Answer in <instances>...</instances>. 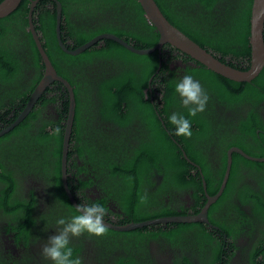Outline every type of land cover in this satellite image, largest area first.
Returning a JSON list of instances; mask_svg holds the SVG:
<instances>
[{"label": "trees", "instance_id": "16d2710c", "mask_svg": "<svg viewBox=\"0 0 264 264\" xmlns=\"http://www.w3.org/2000/svg\"><path fill=\"white\" fill-rule=\"evenodd\" d=\"M59 1L61 37L70 48L103 32L133 40L137 48L153 46L159 38L155 27L143 17L137 0ZM155 1L170 23L217 58L241 69L248 65L252 0ZM55 6L52 0H39L32 15L50 61L57 73L68 80L75 96L67 182L78 203L80 198L74 195L72 186L84 193L81 187L90 180L77 177L76 183L72 170L77 160L73 155L84 162L98 161L94 166L96 184L105 195L95 201L102 203L109 212L120 209L114 212L119 224L187 213L182 206V211L178 212L174 205L165 204L162 197L157 198L159 193L169 190L191 188V196L196 200L194 209L198 212L206 197L199 172L192 171V162L199 164L207 192L214 194L225 171L229 147L237 146L251 156H264V122L257 112L264 102V66L251 81L239 82L197 60L199 66L195 68L187 64L186 73L199 79L208 94L207 105L214 110H230L231 119L225 123L219 113L218 119L210 120L201 112L189 117L190 137L175 136L167 121L168 114L179 107L173 94V81L176 69L182 66L170 68V63L176 64L179 60L172 54L175 48L164 43L160 55L158 49L137 54L112 39H102L80 53H66L56 38ZM28 9L29 0H21L15 10L0 17V129L13 121L23 108L44 70L28 29ZM160 58L161 66L155 72ZM108 71L110 74L106 75ZM152 75L164 84L155 93L153 91V100H150L144 89ZM68 102L66 88L54 81L32 110L0 136V210L13 221L11 227L18 239L25 238V222H34L29 208L32 201L22 197L20 192L21 176L28 173L41 176L49 204L57 198L63 201L62 206L54 204L50 214L75 210L61 181V150ZM48 107L52 112H47ZM98 118L111 122L117 129L104 130L97 125ZM134 118L141 122L140 132L144 129L145 133L133 146L127 144L124 130L131 131L129 125ZM182 150L192 162L182 155ZM217 151L221 159L219 178L217 176L210 183L215 175L206 168L205 160L215 156ZM78 170L86 172L84 166ZM156 175L159 181L152 178ZM148 186L153 187V194L147 190ZM170 186L173 188L168 189ZM232 197L238 198L242 205H249L250 209L237 207L232 216L229 212L215 215L214 206ZM208 219L218 231H207L203 222L167 223L165 227L158 224L127 231L106 227L102 236L81 235L78 244L72 241L71 244L78 254L82 238L88 237L96 245L99 264L108 257L111 264H142L143 260L150 261L144 243L148 236L179 244L181 233L198 227L194 234L180 242V247L190 245L194 253H199L200 264H231L228 250L235 248L232 241L240 237L252 238L256 232L251 247L240 248L238 258L242 264H264V161L232 153L225 188L209 208ZM0 264L24 263L0 255ZM173 264L190 263L183 258Z\"/></svg>", "mask_w": 264, "mask_h": 264}, {"label": "flooded vegetation", "instance_id": "af4514ba", "mask_svg": "<svg viewBox=\"0 0 264 264\" xmlns=\"http://www.w3.org/2000/svg\"><path fill=\"white\" fill-rule=\"evenodd\" d=\"M52 1H54V0H52ZM143 17H145L144 14H143ZM147 22L149 24H151L148 20H147ZM128 41L133 45L135 43L133 40H128ZM66 45L68 46V44H66ZM149 47H151V46H149ZM138 48H145V47H138ZM158 52L160 55L162 50L160 49V51L158 50ZM172 54L174 55V57H177L179 60H177L176 64L170 63V68L175 69V67L177 65L182 66L180 70L176 69V72H175L176 78H178L181 75L186 73L185 67L187 64H189L190 67H193V68L199 66V64H197L196 60L192 57L190 58V60L184 61L185 58L189 57V55L185 54L184 52H182L176 48L174 49ZM161 61L162 60L160 58L158 68L156 69L155 72H158V70L161 66ZM108 64L113 65L112 62H109ZM103 68L105 69V67H103ZM238 68H242V67H238ZM110 69H111V67H110ZM109 74H110L109 71H108V73L106 72V75H109ZM242 82H244V81H242ZM156 84H159V86ZM163 84L164 83L160 78H158V77L153 78V75H152L148 80V87L146 89H144L145 96L146 97L149 96L150 100H153V96H154L153 91L155 93L159 88H161V85H163ZM218 102H220V101H218ZM216 106H217V103L215 104V107ZM46 110H47V112H52L50 107H48ZM203 112H204L203 117H207L210 120L218 119L219 113H220V116L222 115V119L225 123H228L227 121L231 119L230 110H226V109H222L220 111L216 110V109L214 110L210 106L206 105V108ZM257 112H258V117H260V119H262L264 122V102H263L262 107L258 108ZM157 116H158V119H160V115L157 114ZM66 118H67V116H66ZM65 121H66V119H65ZM96 123L98 126L102 127L104 130H107L108 132L112 131L113 129H117V126H115L111 122L102 120L100 118L97 119ZM140 125H141V122L138 119L134 118V119H132V122L129 125V129L131 131L127 132L126 129L124 130L125 139H126L128 145H133V146L136 145L140 141L141 136L145 133L144 129H142L140 132ZM193 126L196 127L195 124H193ZM259 131L260 130L258 129V132ZM71 132H72V130H71ZM130 133L133 136H131ZM79 135H80V133H79ZM81 135H84V133H82ZM172 139H173V141L175 140V138L173 136H172ZM227 150H226V156H227ZM217 153H218V151L216 152L215 156L213 154L212 157L205 160L206 168L210 171V173L215 175L213 177V179L210 181V183L214 179H216L217 176L219 178L218 169L221 165V159L217 156ZM73 156L77 160L76 161L77 165L74 166L73 170H72V173L74 175L75 180L77 177L90 180V183L81 187V190L86 192V194H88L89 197L94 199V200H97L99 197L105 195V193L100 188H98V185L96 184L97 179H96V175H95L94 166L96 164H98V161L95 160L91 163L88 160L87 162H84V160H81L76 155H73ZM213 156H214V159H213ZM190 162H192V161H190ZM226 162H227V160H226ZM191 164L194 166V169H192V171L193 172H195V171L199 172V174L201 176V181H202L203 189L205 192V197L207 198V195H213V194H210L207 192V184H206L205 177L202 173V170H201L199 164H197L195 162H192ZM80 166H84L86 169V172L84 170L79 171L78 167H80ZM67 171H68V166H67ZM68 175H69V173L67 172V176ZM21 177H22V180L20 181V183L22 185V189L20 190V192L23 194L22 197L27 198L28 201H32V203L29 204L30 205L29 208L31 209V217L34 219V222H25V238L24 239H22V238L18 239L17 233L14 230H12V227H11V225H13V221H10L9 217H5L2 210H0V255L2 256V258H12V259L17 260V261H22L24 264H28L29 261H30V264H43V262L40 261V257H39L40 246L46 241L47 237L49 235L53 234V232H54V228H52V227L45 229L44 228V222H42V220L39 219L41 213L45 211L46 207L50 206V204L48 202V198H47V189H46L45 185L43 184V179L41 178V176L28 173V174L23 175ZM152 178H157V180L159 181L158 175H156L155 177H152ZM222 178H223V175L221 177V181H222ZM221 181H220V184H221ZM76 183H77V180H76ZM220 184H219V186H220ZM219 186H218V188H219ZM72 188H73L74 195L77 198H79L77 193H83V192H81L80 190L75 188V186H72ZM152 188H153L152 186H148L147 190L153 194ZM172 188H173L172 186L168 187V189H172ZM218 188H217V190H218ZM217 190H216V192H217ZM169 191H166L164 193H159L157 195V198L162 197L165 204L174 205L178 212H181L182 209H184L187 213H194L195 212L194 208L196 205V200L191 196V193H192L191 188L169 190ZM30 194L34 197L33 200H32V197L30 196ZM216 200L213 201L209 205V207L207 209V215H208L209 208L212 206L213 203L216 202ZM80 202H82V201H80ZM204 203H205V201H204ZM108 204H110V201L108 202ZM181 206H182V209L180 208ZM237 207H241V208L246 209V210L250 209L249 205H247V204L242 205V204H240V200L238 198L232 197V198L225 199L224 202H222V203L216 204L214 206V208L212 209V211L215 212V215H218V216L221 215L222 213L224 214L226 212L231 213V216H232ZM109 208H111V205H109ZM50 209H47L46 211L51 213ZM114 212H120V209H113L112 212L107 211L105 217H106V219L111 220L112 222L116 223L119 220V218L114 214ZM172 223L178 224L180 222H172ZM203 223H204L203 226L205 227V229L207 231H210V232H212L213 230L218 231L216 228L217 226L215 224H212L210 221H209V223H205V222H203ZM117 224H119V223H117ZM165 226H167V225L165 224L164 227ZM197 228L198 227H193V228H191V230H189V231L185 230V232L181 233L180 242H182L190 234H194V232L196 231ZM256 236H257V233L254 232L252 238L240 237V238H235L234 241H232L235 244V248L228 250V255L232 257L230 259L231 264H242L238 258L239 256H241L240 248L246 247V246L251 247V244L255 241ZM71 241L73 242L72 244H78L80 239H79V237H74V238H72ZM81 242H82V247H81V250L78 253V255L82 259V264H99V263H97V258L100 255H98V253H97V248H96L95 243L92 240H90L88 237H83ZM180 242H179V244H180ZM144 243L147 247V254H148V258L150 259V261L143 260L142 264H173V262H176V261L181 260L183 258H185L187 260V262L190 264H200L199 260H198L199 253H194L193 249H192V247H190V245H188L187 247H180V245L175 244V242L167 241L163 238L162 239H156V238H153L152 236H148L145 239ZM230 248H232V247H230ZM117 252H119V250H117ZM258 258L260 259V256ZM103 264H111V258L108 257Z\"/></svg>", "mask_w": 264, "mask_h": 264}, {"label": "water", "instance_id": "95a60500", "mask_svg": "<svg viewBox=\"0 0 264 264\" xmlns=\"http://www.w3.org/2000/svg\"><path fill=\"white\" fill-rule=\"evenodd\" d=\"M39 0H29V10H28V29L30 30L32 37L34 39L35 45L39 51L41 59L44 64L43 74L30 93L28 100L24 104L23 108L18 112L13 121L5 125L0 129V136L11 130L15 125H17L34 107L38 98L44 92V90L54 81L61 82L66 88L68 94V113L64 125L63 132V142L61 150V181L63 188L70 200L71 204L75 206L78 202L73 196L68 182H67V154L69 149V142L74 118L75 110V96L73 88L64 77L59 75L50 61L48 54L46 53L42 42L40 40L39 34L35 28L33 22V8ZM143 9L146 19L155 27L156 31L159 34L158 41L155 45L145 48H137L131 44L128 40L117 36L111 32L100 33L90 40L86 41L83 44L78 45L75 48H69L61 38V3L59 0H54L55 2V33L59 47L66 53L77 54L85 49L92 46L94 43L102 39H112L119 44L123 45L128 50L135 52L137 54H148L154 52L156 49L160 51L164 43H169L171 46L176 49L184 52L190 57L202 63L207 68L219 73L220 75L234 80V81H251L254 79L264 66V39H263V30H264V0H252L251 9H250V36H249V46H250V59L248 65L241 68H236L225 61L217 58L213 53L206 50L200 46L197 42L191 39L179 28L174 26L168 21L165 15L160 10L155 0H137ZM21 0H0V17L8 15L10 12L15 10L19 5ZM180 147V146H179ZM181 148V147H180ZM232 152H238L241 155L245 156L248 159L255 161H264V156H251L245 153L241 148L237 146H232L227 150L226 156V167L223 174L221 184L217 192L213 195H207L206 201L198 212L194 213H185V214H174L168 216H161L151 219H145L140 221H129L126 223L117 224L111 220L105 219L106 226L113 230L118 231H127L136 229L143 226L151 225H165L172 222H205L209 223L207 217V209L209 205L215 201L220 194L222 193L226 181L228 179L230 165L232 160ZM183 156L188 159L186 153L182 150ZM189 160V159H188Z\"/></svg>", "mask_w": 264, "mask_h": 264}, {"label": "clouds", "instance_id": "9594fccd", "mask_svg": "<svg viewBox=\"0 0 264 264\" xmlns=\"http://www.w3.org/2000/svg\"><path fill=\"white\" fill-rule=\"evenodd\" d=\"M173 94L179 107L167 116L168 123L172 125L170 131L175 136L190 137L192 127L189 117H194L205 110L208 94L200 80L190 73H185L173 81ZM77 195L82 202L74 206L73 212L60 215L47 212L46 210L54 204L62 206L63 201L57 198L39 217L44 221L45 229L54 228L53 234L47 237L39 249L40 261L43 264H82L81 257L74 252L72 238L81 235L102 236L106 232L107 208L90 198L86 192Z\"/></svg>", "mask_w": 264, "mask_h": 264}, {"label": "bare ground", "instance_id": "6f19581e", "mask_svg": "<svg viewBox=\"0 0 264 264\" xmlns=\"http://www.w3.org/2000/svg\"><path fill=\"white\" fill-rule=\"evenodd\" d=\"M44 188V187H43Z\"/></svg>", "mask_w": 264, "mask_h": 264}]
</instances>
